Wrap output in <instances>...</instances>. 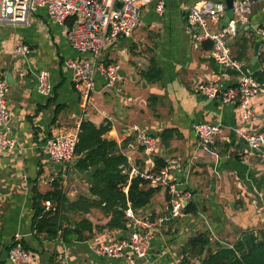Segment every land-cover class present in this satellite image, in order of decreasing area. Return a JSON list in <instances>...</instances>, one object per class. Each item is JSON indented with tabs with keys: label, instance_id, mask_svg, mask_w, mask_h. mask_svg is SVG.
<instances>
[{
	"label": "crops",
	"instance_id": "crops-1",
	"mask_svg": "<svg viewBox=\"0 0 264 264\" xmlns=\"http://www.w3.org/2000/svg\"><path fill=\"white\" fill-rule=\"evenodd\" d=\"M163 1L161 14L155 10V2L142 5L133 33L116 38L104 49L106 60L120 63L119 79L107 90L97 75L85 108L80 106L79 89L63 64L77 56L66 35L73 20L59 26L44 8H38L25 23L0 22V77L8 84L9 135L17 143L14 148L0 149V263L9 264L7 256L15 233L29 248V264H178L182 245L198 231L207 229L212 239L233 243L242 231L264 227V160L249 155L238 134L239 129H264V96L251 99L254 114L248 121L236 103L222 104L219 98L201 96L199 84L213 81L223 90L237 85L239 73L220 67L211 57V48H206L211 41L199 40L201 29L189 25L188 10L201 0ZM208 1L225 4V0ZM224 18L208 22L209 30L221 29ZM247 27L254 37L248 59L240 61L252 75L264 67V35L257 33L264 29V0H254ZM242 34L249 35L238 25L229 38L233 55L231 45ZM256 42L259 54L253 60ZM19 43L29 47L28 56L13 53ZM40 69L49 72L52 90L48 96L36 90L35 75ZM82 119L97 125L108 122L107 137L118 145L125 142L120 151L139 169H152L154 156L165 162L175 159L177 165L170 174L179 188L191 193L186 204L197 203L195 212L170 218L169 195L160 188L140 209V213L164 219L155 226L144 258L132 253L111 258L93 250L96 243L128 237L129 228L104 229L89 240L67 243L35 235L31 229L33 189L45 193L51 189V179H59L70 200L89 195V173L75 168L76 157L55 162L44 150L48 137L73 131ZM203 121L221 126L207 148L193 130L195 123ZM133 124L157 138L159 145L152 155H146L136 141ZM165 129L173 131L167 145L160 139ZM87 216L94 224L106 222L99 209H92Z\"/></svg>",
	"mask_w": 264,
	"mask_h": 264
},
{
	"label": "built area",
	"instance_id": "built-area-1",
	"mask_svg": "<svg viewBox=\"0 0 264 264\" xmlns=\"http://www.w3.org/2000/svg\"><path fill=\"white\" fill-rule=\"evenodd\" d=\"M155 2V10L163 12V0H0V22L12 24L27 22L31 13L38 8H44L51 20L59 26H65L68 19L73 22L66 30L68 41L77 52L74 58H67L64 67L70 71L71 80L79 89L80 106L85 108L90 102V95L95 86V78L99 75L105 89H112L119 79L120 63L108 61L103 57L104 49L118 37H129L139 24L141 6ZM254 0H234L232 3L233 20L216 32H211L208 22H217L225 15L226 7L223 2L201 0L194 3L188 10L187 20L190 26L201 29L199 40H210L211 57L224 69H233L239 73L237 85L220 89L216 82L201 83L197 90L207 99L219 98L220 103H236L241 110V116L248 121L254 114L251 99L264 96V84L249 74L242 62L238 60L230 49L229 38L236 32L238 25H247ZM264 35V29L257 30ZM13 53L28 56L30 49L27 45H15ZM36 90L48 96L52 90L49 72L40 69L36 75ZM7 81L0 77V149H10L17 146L15 139L9 135V111L6 104ZM80 124V123H79ZM79 125L71 132L54 134L48 137L44 150L52 161H71L75 157L77 131ZM193 130L199 143L207 148L211 146L221 132L219 123L198 122ZM131 131L146 155H152L158 148V140L146 128L133 124ZM238 134L245 143L247 153L264 160V129L249 131L239 129ZM177 161L171 159L158 170H142L133 165L129 177L139 176L149 181L152 186L163 187L169 195V217L178 218L184 214L186 201L191 193L178 187L173 180L171 170ZM53 179H51L52 181ZM47 207L51 204L45 202ZM264 211V207L261 208ZM128 219L130 236L108 243H96L93 250L111 258H122L132 253L138 258H144L150 249L151 238L155 226L163 218H153L148 213H140L128 206L125 210ZM32 255L24 249L22 237L15 233L8 251L9 264H29Z\"/></svg>",
	"mask_w": 264,
	"mask_h": 264
},
{
	"label": "trees",
	"instance_id": "trees-1",
	"mask_svg": "<svg viewBox=\"0 0 264 264\" xmlns=\"http://www.w3.org/2000/svg\"><path fill=\"white\" fill-rule=\"evenodd\" d=\"M242 26L249 35L242 34L231 45L239 60L248 59L247 51L254 37L248 24ZM211 47L212 43L206 45V48ZM252 76L264 84V67L252 72ZM109 130L108 122L97 125L89 119L80 121L75 146L77 162L74 166L81 172L89 173V195H79L70 200L59 179H53L51 189L45 193L33 189L31 229L35 235L43 234L48 240L60 238L67 243L89 240L104 229L126 230V208H144L160 190L161 186H152L142 177H129L131 165L127 156L120 151L125 142L121 146L109 139L106 135ZM172 133L171 129L163 130L161 143L167 145ZM153 164L152 170H158L165 165V161L154 156ZM46 201L50 202V207L45 205ZM92 209L101 211L106 220L104 224H94L87 216ZM196 210L197 203L193 200L184 208L186 213ZM22 245L29 251L25 243L22 242ZM181 253L178 264H264V227L242 231L233 243L213 240L211 233L203 229L186 240Z\"/></svg>",
	"mask_w": 264,
	"mask_h": 264
},
{
	"label": "water",
	"instance_id": "water-1",
	"mask_svg": "<svg viewBox=\"0 0 264 264\" xmlns=\"http://www.w3.org/2000/svg\"><path fill=\"white\" fill-rule=\"evenodd\" d=\"M233 1L234 0H225L226 13H225L224 22L222 23V27L225 26L226 23H228L234 16L233 9H232ZM258 54H259V43L256 42L254 43V46H253V60L257 58ZM74 162L76 163L77 160H75ZM128 236H130V232Z\"/></svg>",
	"mask_w": 264,
	"mask_h": 264
},
{
	"label": "rangeland",
	"instance_id": "rangeland-1",
	"mask_svg": "<svg viewBox=\"0 0 264 264\" xmlns=\"http://www.w3.org/2000/svg\"><path fill=\"white\" fill-rule=\"evenodd\" d=\"M214 240V239H213ZM227 242H229V240H227Z\"/></svg>",
	"mask_w": 264,
	"mask_h": 264
}]
</instances>
